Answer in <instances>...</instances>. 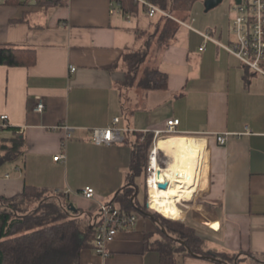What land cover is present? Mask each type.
Here are the masks:
<instances>
[{
	"label": "crops",
	"instance_id": "crops-1",
	"mask_svg": "<svg viewBox=\"0 0 264 264\" xmlns=\"http://www.w3.org/2000/svg\"><path fill=\"white\" fill-rule=\"evenodd\" d=\"M233 4L224 20L177 21L174 40L157 60L167 88L133 92V109L126 113L120 63L135 46L136 30L150 29L152 17L141 6L126 14L114 0L0 2V46L35 54L30 66L0 65V116L7 115L10 127L0 138L24 140L11 171L0 176V196L30 185L60 193L94 214L99 202H111L128 183L133 134L164 130L166 121L176 118L177 135L202 143L200 189L190 202L198 207L194 229L208 240L205 250L242 253L234 264H264V79L220 46L234 39ZM37 96L44 101L41 112L33 110ZM114 117L126 129L124 141L95 144L91 130L109 126ZM64 126L71 136L63 141ZM219 135L226 136L224 144L216 140ZM59 153L65 158L54 161ZM86 186L95 191L92 199L81 194ZM202 193L208 200L198 199ZM202 208L208 212L203 226ZM210 220L219 222L218 230L210 228ZM160 228L140 213L131 230L118 231L106 243V256L86 248L79 264H161ZM169 258L164 264H216L181 250Z\"/></svg>",
	"mask_w": 264,
	"mask_h": 264
},
{
	"label": "trees",
	"instance_id": "trees-1",
	"mask_svg": "<svg viewBox=\"0 0 264 264\" xmlns=\"http://www.w3.org/2000/svg\"><path fill=\"white\" fill-rule=\"evenodd\" d=\"M59 1L37 0L36 3L51 5ZM114 1L119 3L121 11L126 14L135 12L138 8L133 0ZM150 1L171 15L178 10L185 12L186 16L182 19L185 21L195 0ZM3 4L21 5V1L4 0ZM179 26L175 19L155 13L148 31L136 30L135 46L123 54L120 63V69L125 73L120 92L124 112L133 109L130 105V91L134 90L139 95L149 90L167 88V75L158 69L157 60L174 40ZM34 62L33 49L0 46V65L30 66ZM7 129L10 127H1L0 131ZM135 133L143 135L144 140L140 142L138 139L131 143L129 180L118 190L111 203L127 213L137 211L146 214L158 223L163 236L158 242L161 264L170 259L169 256L175 250L211 259L216 264H234L238 261L242 253L238 256V253L205 250L204 241L192 226L177 218L171 220L161 216L172 217L173 214L169 216L148 209L146 201L145 204L138 203L135 178H145L153 132ZM23 146L24 140L20 137L0 138V166L19 156ZM68 204L69 200L62 194L50 193L30 185H25L20 193L13 196H0V264H79L81 251L93 247L96 231L94 219L98 213L93 215L77 207L75 211H71ZM162 227L164 231L161 230ZM173 242L177 245L175 249L172 247Z\"/></svg>",
	"mask_w": 264,
	"mask_h": 264
},
{
	"label": "built area",
	"instance_id": "built-area-1",
	"mask_svg": "<svg viewBox=\"0 0 264 264\" xmlns=\"http://www.w3.org/2000/svg\"><path fill=\"white\" fill-rule=\"evenodd\" d=\"M21 5L30 6L34 5L37 0H20ZM139 6H141L148 16L153 17L155 13L168 16V12L158 8L150 0H133ZM1 3L4 0H0ZM234 15L231 20V30L234 35V39L229 44H220L228 53L237 57L241 63L253 71L262 75L264 79V0H240L239 3L233 0ZM206 39H209V35H204ZM203 49V47H200ZM74 70V67L70 68ZM44 109V101L41 97L37 96L36 102L33 106L35 112H41ZM0 120L1 127L7 126V115H1ZM119 118L114 117L109 126L105 128L93 129L90 132L92 141L97 145H111L124 141L123 133L126 131L124 128H120L118 124ZM178 119L173 118L166 121L164 130H155L153 147L148 153V165L146 168L145 185L148 192L149 181L151 174L154 171L155 163L157 167L167 163V158L160 152L156 151L155 142L157 138L162 134H174L176 133V126ZM64 139H68L71 136L70 128L64 126ZM20 131H16L18 134ZM216 140L220 144H224L226 136L219 135ZM65 155L59 153L54 156V161L63 160ZM156 185L161 183L158 179L153 180ZM81 194L86 199H92L95 191L92 187L86 186L82 189ZM148 206V199L146 202ZM182 207L185 205L180 204ZM149 209H151L149 207ZM153 210V209H152ZM137 221V215L135 213H127L118 206H115L111 202H99L98 204V216L94 219L96 226L95 237L93 241L94 251L101 255L106 256V243L114 238L116 233L120 230H131Z\"/></svg>",
	"mask_w": 264,
	"mask_h": 264
},
{
	"label": "bare ground",
	"instance_id": "bare-ground-1",
	"mask_svg": "<svg viewBox=\"0 0 264 264\" xmlns=\"http://www.w3.org/2000/svg\"><path fill=\"white\" fill-rule=\"evenodd\" d=\"M201 145L198 138L180 135L160 137L156 140V151L167 158V163L159 167L152 163L155 169L151 174L148 189V206L151 209L169 216L178 214L180 204L189 203L197 196L203 170ZM155 179L161 183L166 182L167 187L159 188L153 181ZM219 225L217 220L209 221L210 228L214 230H218Z\"/></svg>",
	"mask_w": 264,
	"mask_h": 264
},
{
	"label": "rangeland",
	"instance_id": "rangeland-1",
	"mask_svg": "<svg viewBox=\"0 0 264 264\" xmlns=\"http://www.w3.org/2000/svg\"><path fill=\"white\" fill-rule=\"evenodd\" d=\"M203 3H204V0H201V1L200 0H195L193 2L192 7H191V9L189 11V13H190L189 21H191L192 17L193 18L196 17L198 19V22H199V20H201V18H202V21H205V20H207V17H212L213 19H215V16H217V17L221 16L222 20H224L223 17H225V16L228 17V15L231 14L229 6H231V4H233V0H222L217 6H215L214 8L209 9L206 12L204 11ZM196 13H197V16H196ZM169 15H170L171 18H173L175 20L177 19L176 21H182L183 16H186L185 12H183L181 10L176 11V13H173V15H171V14H169ZM211 21H213V20H211ZM153 41H154V39H153ZM133 92H135V91L134 90L130 91L129 95L133 96ZM177 133L178 132H176L174 134H162L158 138H160L161 136L177 135ZM179 133H181V132H179ZM138 139H139L140 142L143 141L144 140L143 135L138 136L137 133H134L133 134L132 143L136 142ZM153 143H154V134H153V140H152V144H151L150 149L153 147ZM13 163H14L13 160L3 163L0 166V176L4 175L7 172H10L11 171V167H13ZM147 165H148V155H147V163H146L145 169L147 168ZM144 176L146 178V172H145ZM145 178L143 176H138V177L135 178V181H136V183L138 185L137 201L140 204H145V201L147 202V199H148V192L146 190ZM203 194L204 193H202V198L201 197L198 198V199H202V202L205 201V200H208L207 198L205 199ZM35 203L37 204V202H35ZM193 204H194V202L193 203H191V202L190 203L183 202V205H187V207L186 208L185 207H181L180 211H179L180 213L173 214L172 217L164 216V215H161V214L160 215L165 217V218H168V219L170 218L171 220L173 218H177L178 221L184 222V223L192 226L193 228L196 227V229H197L198 225H196L194 223V221H195V219H198V216H200V215H199L198 210H197L198 207L196 206V204H194V206H192ZM146 207H147V205H146ZM193 207H195V208H193ZM147 208L149 209V207H147ZM150 210H152V209H150ZM156 212H158V211H156ZM97 213H98V211H96L94 214H97ZM158 213H160V212H158ZM206 213H208V212L205 209L202 208V226L204 225L205 222H207L206 218L203 215V214H206ZM135 214L137 216L140 215V213L137 212V211H136ZM207 241L208 240L204 241V247H206L208 245ZM172 245H173V243H172ZM174 248H177V247L174 246Z\"/></svg>",
	"mask_w": 264,
	"mask_h": 264
},
{
	"label": "water",
	"instance_id": "water-1",
	"mask_svg": "<svg viewBox=\"0 0 264 264\" xmlns=\"http://www.w3.org/2000/svg\"><path fill=\"white\" fill-rule=\"evenodd\" d=\"M222 0H204V10L208 11L211 8H214L215 6H217ZM240 0H236L237 3H239ZM159 188H165L167 187V183H159L158 184ZM68 208L71 211H75L76 207L73 205V203L69 202L68 204ZM162 230L164 231V228H162Z\"/></svg>",
	"mask_w": 264,
	"mask_h": 264
},
{
	"label": "flooded vegetation",
	"instance_id": "flooded-vegetation-1",
	"mask_svg": "<svg viewBox=\"0 0 264 264\" xmlns=\"http://www.w3.org/2000/svg\"><path fill=\"white\" fill-rule=\"evenodd\" d=\"M178 240V239H177Z\"/></svg>",
	"mask_w": 264,
	"mask_h": 264
}]
</instances>
